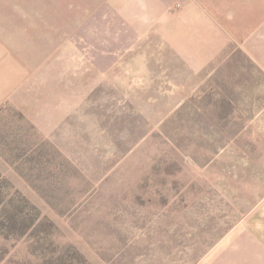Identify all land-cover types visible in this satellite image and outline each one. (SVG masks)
Masks as SVG:
<instances>
[{
    "label": "rangeland",
    "instance_id": "obj_1",
    "mask_svg": "<svg viewBox=\"0 0 264 264\" xmlns=\"http://www.w3.org/2000/svg\"><path fill=\"white\" fill-rule=\"evenodd\" d=\"M105 2L0 0L24 76L0 107V264H264L263 70L181 99L133 79L164 52L144 43L101 73Z\"/></svg>",
    "mask_w": 264,
    "mask_h": 264
},
{
    "label": "crops",
    "instance_id": "obj_2",
    "mask_svg": "<svg viewBox=\"0 0 264 264\" xmlns=\"http://www.w3.org/2000/svg\"><path fill=\"white\" fill-rule=\"evenodd\" d=\"M253 3L260 6L257 13L261 14L264 0H106L97 11L98 19L84 33V44L90 48L84 56L98 63L93 66L101 73H108L141 44L154 50L162 45L161 55L154 51L132 57L135 62L148 60L157 66L154 71L131 68L132 77L149 75L157 84L163 77L157 90L178 93L181 99L183 94L207 91L213 78L244 75L241 71L248 70L252 62L264 74V42L259 40L264 17L252 13ZM3 41L0 107L11 99L24 77ZM127 84L123 82V86Z\"/></svg>",
    "mask_w": 264,
    "mask_h": 264
}]
</instances>
